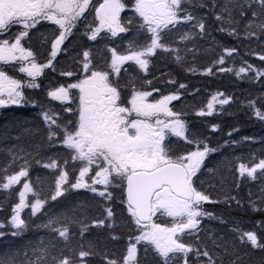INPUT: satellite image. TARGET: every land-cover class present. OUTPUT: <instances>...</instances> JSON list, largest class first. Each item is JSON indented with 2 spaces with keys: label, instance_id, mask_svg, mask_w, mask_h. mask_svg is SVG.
<instances>
[{
  "label": "snow or ice",
  "instance_id": "6c2138e0",
  "mask_svg": "<svg viewBox=\"0 0 264 264\" xmlns=\"http://www.w3.org/2000/svg\"><path fill=\"white\" fill-rule=\"evenodd\" d=\"M209 4L211 5L209 11L221 22L219 31L239 38L238 29L241 21H244L245 38L250 39L253 36L259 38L260 35H264V0H223L219 12H216L217 0H132L131 5L126 4L124 0H103L98 6L93 0H0V108L23 104L40 106L42 118L48 129L47 140L51 143L59 137L60 143L72 150L71 160L83 162V166L78 170V176L71 182L68 171H63L59 175L55 183V192L49 199L55 201L73 189H87L105 199L112 198V193L108 191L109 187H119L126 191L127 211L138 226L137 231L140 234L129 239L126 255L119 259L105 256V264H138L137 245L142 242L145 243V254L148 252L147 245L153 246V251L160 258V264H173V261L177 260L181 264H189V254L193 255L195 264H224V259L219 255L214 258L205 245L196 246L183 242L186 233L188 235L198 233L201 218L212 215L202 206L205 203L220 202L212 201L210 195L202 189L203 182L198 175L204 167L205 159L210 153L219 151V148H210L206 139L201 140L193 136L181 118L182 113L169 107L171 101L180 98L179 95H164L149 102L148 98L153 94L151 91L138 90L130 82L121 84L119 80L121 67L129 61H134L141 69L147 70L149 57L154 56L157 50L178 53L179 49L163 42L164 37L170 36L178 25L190 24L192 28L199 29L197 35H203L204 18L198 17L194 9L209 7ZM126 8L134 14L122 22L121 13ZM90 9L95 13V19L99 21L98 26L91 30L90 40L95 41L99 33L105 29L112 37L129 31H133L135 36L129 41L128 47L122 50V54H118L116 48L108 49L111 52V61L103 68L92 65L88 59L89 51H84L82 72L87 75L82 79L77 77L74 83L47 91L48 97L63 104L69 101L72 89L79 90L76 97L79 101L76 109L78 119L58 123L55 110L51 107L45 109L37 101L27 97L25 89L40 87L37 77L43 74L44 69L56 71L53 61L62 51L67 52L61 45L72 35V30ZM41 21H50L57 25L58 29L53 30L47 61L37 63L33 51L25 47L22 41L30 44L29 32ZM18 26H22V29ZM14 28L18 30L13 31ZM139 35L146 37L143 43H137ZM194 38L189 32H184L180 36L182 41ZM225 51L231 56L236 49ZM175 59L180 62L183 57L176 55ZM259 59L264 61V55H259ZM17 62L19 66L13 70L26 74L30 79L22 81L8 75L7 66ZM224 62V57L221 56L215 64ZM243 63L246 67H240L237 75L251 71L254 73L253 78L264 76V70L256 69L246 61ZM220 71L231 69L222 68ZM208 73H211V68L208 69ZM60 75L72 76L74 73L61 71ZM126 87H131L130 98L122 97V91ZM179 87L184 88L185 85L181 84ZM257 99L264 101V96L249 100L247 106L253 109L259 120L264 121V111L256 107ZM212 100L215 101L216 96H213ZM229 101L230 98H225L219 103L223 105ZM207 109V112L200 111L198 114L211 115L213 103L209 102ZM64 111L72 112L73 109L68 107ZM216 127L218 126L214 125L213 129ZM173 137L178 138L176 143L184 140L193 145L195 150L181 152L174 146ZM18 158L24 159L22 156H14L13 161ZM67 163L68 161H65V164ZM44 166L57 167L54 161ZM258 170L261 177H264V159H260L252 166L245 163L238 165L240 177L246 174L255 180ZM206 171L211 172L212 169L207 168ZM27 175L28 172L22 166L17 173L7 175L5 177L7 182L0 184V188L10 189ZM63 185H67V188L62 190ZM96 185L104 186V190L97 189ZM22 188L23 190L19 191V202L13 207L9 222L11 227L17 230L11 233L13 236L21 235L32 226L28 220L21 218L22 210L30 207L31 215L35 216L47 202L40 199L38 193H34L37 197L35 201L27 203L26 195L32 188L28 182L23 183ZM223 202L227 204L235 202L237 207H243L242 202L235 196L227 195ZM248 205L253 212H264V188H261L257 199H249ZM78 211L79 209H73L72 215L66 212H45L46 220L36 224L37 228L46 229L62 238L65 246L58 252L53 251L56 249L55 243L41 240L32 249L31 257L25 253V259L18 262L15 255L0 254V264H84L83 258L95 253L83 250L82 245L78 252L75 248L69 247L70 226L77 225L80 236H83L90 227L85 222L87 217L83 213L80 214V218L77 217ZM105 211L106 218L113 216L111 208ZM158 213L162 217H170L171 222L157 223L154 217ZM92 223L99 227L105 220L100 219ZM4 227L5 225L0 223V229ZM257 227L264 228V221H259ZM232 230L239 233L241 243L245 242L246 238L253 248L264 249V243L261 242L264 237L258 239L255 231L245 232L238 227ZM4 235L5 233L0 231V237ZM113 239L118 237L114 236ZM213 243L215 244V241ZM216 247H223L225 255H234L226 246ZM201 257H206L207 260L201 261ZM241 259L236 256L230 264H240Z\"/></svg>",
  "mask_w": 264,
  "mask_h": 264
},
{
  "label": "trees",
  "instance_id": "16d2710c",
  "mask_svg": "<svg viewBox=\"0 0 264 264\" xmlns=\"http://www.w3.org/2000/svg\"><path fill=\"white\" fill-rule=\"evenodd\" d=\"M102 1L93 0V3L98 6ZM124 2L131 5L132 0H124ZM222 6L223 0H217L216 12H219ZM210 7L209 4V7L194 9L198 17L204 18L203 35H197L199 29L192 28L190 24L178 25L177 29L163 40L171 47L179 49L178 53L157 50L154 56L149 57L147 70L141 69L134 61H129L121 67L119 80L121 84L130 82L138 90L154 92L153 99L170 94L179 95L180 98L170 102L169 107L173 111L182 113L181 118L193 136L201 140L206 139L210 148H219V151L210 153L205 159L204 167L198 175L203 182L202 189L210 195L212 201L220 202L205 203L202 206L212 215L201 218L198 233L192 235L186 233L183 242L196 246L205 245L214 258L217 255L222 257L224 264H230L236 256L242 258L240 264H264V249L253 248L246 238L245 242L241 243L238 238L239 233L232 230L238 227L245 232L255 231L258 239L264 237V228L257 227L259 221H264V212H253L248 205L250 198L259 197L261 188H264V177H261L260 170L257 171L255 180L250 179L246 174L240 177L238 172L240 163L252 166L260 159H264V121L259 120L254 115L253 109L247 106L249 100L264 96V76L253 78L254 73L251 71L237 75L240 67H246L244 61L256 69L264 70V61L259 59V55H264V35H260L259 38L256 36L245 38L244 21H241L238 29L239 38L219 31L221 22L209 11ZM133 14L126 8L121 13V21ZM98 24L99 21L95 19V13L91 9L85 12L77 27L72 30V35L61 45V48L67 49V52L62 51L53 61L56 71L44 69L43 74L37 77L40 87L25 89L27 97L37 101L45 109L51 107L55 110L58 123L78 119L76 113L79 103L76 98L78 91L72 89V99L63 104L48 97L47 91L54 90L57 86L74 83L77 77L82 79L87 75L82 72L84 51H89L88 59L91 60L92 65L103 68L111 61V52L108 49L116 48L117 53L122 54V50L128 47L129 41L135 36L133 31H129L112 37L105 29L99 33L95 41L90 40L91 30ZM18 27L22 29V26ZM54 29H58V26L49 21H41L29 32L30 44L22 41L25 47L33 51L37 63L47 61ZM16 30L18 29H13ZM184 32L191 33L195 38L182 41L180 36ZM145 39L144 35H139L137 43H143ZM233 48L236 51L229 56L225 49ZM176 55L182 56L183 60L177 62ZM221 56L224 57V64H215ZM15 66V64L7 66L8 75L22 81L30 79L23 73L14 71ZM209 68H211L210 74ZM222 68L231 71H220ZM61 71L72 72L74 75L62 76ZM149 81L150 84L147 83ZM181 84L185 87L180 88ZM130 92L131 87H126L122 91V97L130 98ZM213 96H216L215 101L212 100ZM225 98H230L229 103L221 105L219 101ZM209 102L213 103L212 114L199 115L200 111H208ZM68 107L73 111H64ZM256 107L264 111V101L257 99ZM214 125L218 126L215 130ZM47 133L48 129L42 118L40 106L23 104L0 108V169L6 170L0 171V184L6 183L5 177L17 173L22 166L28 172L26 177L21 178L19 184L13 185L10 189L0 188V223L5 225L0 229L5 233L0 237V254L15 255L18 262L23 261L25 253L31 257L32 249L41 240L55 243L56 249L53 251L58 252L65 246L62 238L46 229L37 228L36 224L46 220L45 212H66L72 215L73 209H79L76 213L77 217L80 218V214L83 213L87 217L85 222L90 227L83 236H80L79 227L70 226L69 247L75 248L78 252L82 245L83 250L95 253L83 258L84 264H105V256L115 259L123 257L126 255L129 239L140 234L137 231L138 226L127 211L125 191L119 187H109L108 191L112 193V198L105 199L87 189H73L65 192L57 200L51 201L49 197L55 192V183L59 175L63 171H68L71 182L78 176V170L83 166V162L72 161L70 158L72 150L63 146L59 137L50 143L47 140ZM246 137L250 139H245ZM172 139L174 146L181 152L195 150L193 145H189L184 140L176 143L178 138ZM14 156H22L24 159L18 158L13 161ZM53 161L57 165L56 168L44 166ZM65 161L68 163L65 164ZM207 168H211L212 171H206ZM25 182L30 183L32 188V191L26 195L27 203L31 204L35 201L37 197L34 193H38L39 198L47 202L41 212L35 216L31 215L30 207L24 208L21 218L28 220L32 226L21 235L13 236L11 233L17 230L11 227L9 222L12 209L19 202V191L23 190L22 185ZM63 188H67V185H63L62 190ZM227 195L235 196L242 202L243 207H237L235 202L224 203ZM107 208H111L113 212L111 218H106ZM100 219H104L105 223L99 227L94 226L92 222ZM154 219L162 224L171 222L170 217H162L159 213ZM114 236L118 239H113ZM261 242L264 243V240ZM216 245L226 246L234 255H225L223 247ZM147 247L148 252L145 254V243L137 245L138 264H160V258L153 251V246L147 245ZM188 259L189 264H195L192 254H189ZM200 259L207 260L206 257ZM173 264H181V262L177 260L173 261Z\"/></svg>",
  "mask_w": 264,
  "mask_h": 264
},
{
  "label": "rangeland",
  "instance_id": "374dc122",
  "mask_svg": "<svg viewBox=\"0 0 264 264\" xmlns=\"http://www.w3.org/2000/svg\"><path fill=\"white\" fill-rule=\"evenodd\" d=\"M103 2V1H102ZM101 2V3H102ZM50 22V21H49ZM26 63V62H25ZM16 66L15 67H18L19 66V63L17 62L16 64H15ZM24 74V73H23ZM24 75H26V74H24ZM77 91H78V93H79V90L77 89ZM72 91H70V93H69V96H70V99L69 100H71L72 98H71V96H72ZM152 93H154V92H152ZM149 102H153L154 101V99H153V94H152V96H150L149 98ZM160 99V98H159ZM68 102V101H67ZM172 102V101H171ZM169 105H170V103H169ZM88 178L86 177V180H87ZM96 187H97V189H99V190H103V186L102 185H96Z\"/></svg>",
  "mask_w": 264,
  "mask_h": 264
},
{
  "label": "water",
  "instance_id": "95a60500",
  "mask_svg": "<svg viewBox=\"0 0 264 264\" xmlns=\"http://www.w3.org/2000/svg\"><path fill=\"white\" fill-rule=\"evenodd\" d=\"M125 193H126V191H125Z\"/></svg>",
  "mask_w": 264,
  "mask_h": 264
}]
</instances>
